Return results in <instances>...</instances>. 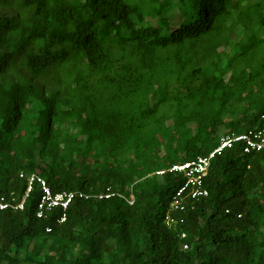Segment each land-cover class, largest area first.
<instances>
[{
	"label": "trees",
	"instance_id": "16d2710c",
	"mask_svg": "<svg viewBox=\"0 0 264 264\" xmlns=\"http://www.w3.org/2000/svg\"><path fill=\"white\" fill-rule=\"evenodd\" d=\"M263 118L264 0H0V264H264V152L216 155L171 228L156 174ZM33 174L89 197L15 209Z\"/></svg>",
	"mask_w": 264,
	"mask_h": 264
},
{
	"label": "built area",
	"instance_id": "2783aa9c",
	"mask_svg": "<svg viewBox=\"0 0 264 264\" xmlns=\"http://www.w3.org/2000/svg\"><path fill=\"white\" fill-rule=\"evenodd\" d=\"M236 144H242L246 154L264 152V118L263 123L258 129L221 137L218 146L206 156H201L187 163L175 164L170 169L156 172L159 176H163L166 172L176 173L183 175L185 179L184 185L179 189L170 205V212L165 219L167 227L171 228L177 223L172 216L173 212L184 210L185 204L189 200H199L208 196L209 192L205 186V180L208 177L212 160L216 155L235 147ZM33 184H37L41 192V201L37 212L38 218L44 217L46 213L53 209H60L62 211L60 223H64L67 219V211L72 202L77 198L89 197V195L81 191L54 193L44 178L38 174H33L29 177V188L23 201L14 207L15 209H23ZM108 197H110V195L106 196V198ZM100 198H102V196ZM127 200L132 205L134 203V196L132 195ZM8 206L9 204L5 203L3 200L0 201V210H4ZM50 231L51 229L49 228L48 232ZM183 237H185V235H183ZM184 248L187 249L188 246H184Z\"/></svg>",
	"mask_w": 264,
	"mask_h": 264
},
{
	"label": "rangeland",
	"instance_id": "374dc122",
	"mask_svg": "<svg viewBox=\"0 0 264 264\" xmlns=\"http://www.w3.org/2000/svg\"><path fill=\"white\" fill-rule=\"evenodd\" d=\"M178 20H179V13H178V11H175L172 15H171V21H172V25H175V24H173V22L175 23V22H178ZM177 25V24H176ZM176 27V26H175ZM175 27H173V28H175ZM232 118L231 117H226L225 118V120H227V121H229V120H231ZM188 127L192 130V133L193 134H195L196 133V129H197V125L196 124H190V125H188ZM223 136H226V135H222L221 137H223ZM131 157H132V155H131Z\"/></svg>",
	"mask_w": 264,
	"mask_h": 264
}]
</instances>
